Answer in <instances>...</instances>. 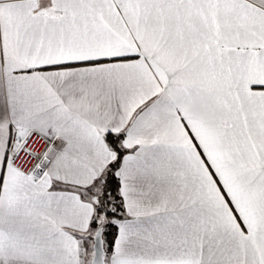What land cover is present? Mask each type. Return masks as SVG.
I'll return each mask as SVG.
<instances>
[{"label": "snow or ice", "instance_id": "snow-or-ice-1", "mask_svg": "<svg viewBox=\"0 0 264 264\" xmlns=\"http://www.w3.org/2000/svg\"><path fill=\"white\" fill-rule=\"evenodd\" d=\"M0 264H264V0H0Z\"/></svg>", "mask_w": 264, "mask_h": 264}]
</instances>
